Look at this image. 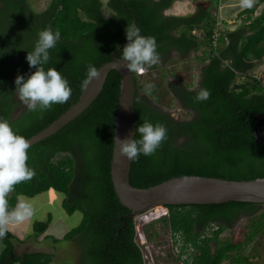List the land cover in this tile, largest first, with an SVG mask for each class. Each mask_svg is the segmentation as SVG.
Masks as SVG:
<instances>
[{
    "label": "trees",
    "instance_id": "obj_1",
    "mask_svg": "<svg viewBox=\"0 0 264 264\" xmlns=\"http://www.w3.org/2000/svg\"><path fill=\"white\" fill-rule=\"evenodd\" d=\"M263 1L256 0L253 7L239 11L238 15H245L241 25L229 30L217 27L219 0L212 5L197 3L185 15L164 14L173 0H107L112 11L107 17L102 14L101 0H47L38 9L29 0H0V118L25 138L46 126L78 98L89 64L99 66L118 47L115 55L121 58L128 43L125 29L134 22L141 35L156 39L161 62L151 67L161 66L172 53H196L203 64L196 86L171 80L164 87L189 114L183 119L160 106V95L155 101L140 95L139 90L145 88L132 72L134 139L140 138L136 130L144 118L164 124L168 131L154 155L141 154L131 161L130 184L147 187L180 174L237 180L264 177V144L253 134L257 114L262 116L259 130L264 134V73L253 74V67L264 58V8L254 14ZM46 28L59 31L60 40L49 50L50 61L43 67L59 71L68 80L72 95L66 103L33 112L18 99L15 79L20 75L26 80L35 72L26 56ZM119 82V74L111 69L88 107L30 146L27 165L35 170V177L17 184L8 196L11 209L18 195L33 196L52 188L65 194L62 206L67 213L82 212L80 223L63 235L77 240L80 255L75 263L63 264H143L134 240V217L127 215L129 209L118 200L109 172ZM201 88L211 95L197 102ZM164 207L167 215L159 220L197 249L192 264L249 263L248 254L242 252L243 242L219 237L241 214L248 215V232L242 241L264 233L262 203L230 200ZM48 222V218L35 221L33 228L41 233ZM210 224L218 226L209 236L200 237ZM0 240V264H49L52 259L51 252L17 253L10 231Z\"/></svg>",
    "mask_w": 264,
    "mask_h": 264
},
{
    "label": "clouds",
    "instance_id": "obj_2",
    "mask_svg": "<svg viewBox=\"0 0 264 264\" xmlns=\"http://www.w3.org/2000/svg\"><path fill=\"white\" fill-rule=\"evenodd\" d=\"M255 0H240V6L251 8ZM126 38L121 59L117 60L130 72L144 73L145 66H153L161 62L157 51V42L153 36H143L140 28L133 22L128 23ZM60 40L59 31L53 32L46 28L38 33V39L32 51H28L26 60L30 68H35L25 80L18 75L15 79L18 98L29 111H46L53 104L66 103L72 95V89L66 78L55 68L45 71L43 65L50 61V49H53ZM99 77V71L91 64L88 65L86 78L81 82V88ZM155 85L147 83L145 92L151 93ZM211 92L201 88L195 100L206 101ZM139 139L125 138L119 141V151L122 157L135 161L143 154L154 155L162 143L167 139V127L157 122L151 123L144 118L143 123L136 130ZM31 144L28 139L14 132L8 120L0 118V239L5 238L11 225L22 224L35 214L34 202L24 197L18 198L14 208H9L8 196L15 190V186L35 177V170L27 165L28 149Z\"/></svg>",
    "mask_w": 264,
    "mask_h": 264
},
{
    "label": "rangeland",
    "instance_id": "obj_3",
    "mask_svg": "<svg viewBox=\"0 0 264 264\" xmlns=\"http://www.w3.org/2000/svg\"><path fill=\"white\" fill-rule=\"evenodd\" d=\"M46 1L47 0H29V4L33 9H38L42 8ZM106 1L107 0H101V10L104 16H107L111 13V10L106 6ZM173 1L174 4L166 8L164 10V14L185 15L190 12L188 11L190 9L194 11L195 5L197 3H206V5H210L211 3L212 5L215 0H194L192 2L191 0ZM183 2L186 3L187 6L186 4H183ZM263 8L264 1L256 5L255 12L259 13ZM231 9L232 8L230 7V3H228L227 1L225 2L224 0H219L218 9L216 12L218 28L223 27L229 30L231 29V25L233 24H230L231 22H227V20H225V23H222L221 21L223 19L220 18V16H224L225 14L229 13ZM243 16L245 15L243 14ZM241 23L238 26H240ZM195 54L191 53L185 56H181L172 53L170 54L169 59L163 62L159 67L145 66L146 71L144 73H136L138 76V82L144 88L147 83H152L155 85V87L150 94L146 93L145 89H140L139 94H144L150 97L152 101H155L157 96L160 95L162 97L160 100V106L165 110H168L174 118L183 119L189 117V114L183 108L180 107L177 100L172 97L171 93L164 92V87L166 88L168 82L171 80H180L182 82H185L190 87L196 86V83L199 78L200 68L203 62L199 60ZM261 73H264V58L261 60L260 63L256 64L253 67V74L259 75ZM39 193L31 197H28L26 195L21 196L27 199H31L34 202L35 214L29 220L23 222L22 224H18V226H11L12 231L15 232L14 234L16 235V232H18L21 238V240H19L17 237H15V251L51 252L53 256L49 264H63L65 262L75 263L80 255V246L77 240L65 239L62 236L56 237L59 235L51 231L54 230L56 227L62 226L65 228L66 232L67 230L78 225L82 218V212L80 210H74L70 214L67 213L62 206V200L64 199L65 194L61 191L49 188L47 190L42 191L40 194ZM156 206L160 208V211L155 210ZM153 207H150L149 209L153 211L154 214H160L165 209V207L161 205H154ZM48 216H50L51 223H49L50 226L47 230V233L49 235L45 238H43V236L39 239L38 237L40 233H37L34 230L33 223L35 221L46 220ZM134 222L136 228L135 240L143 249V264H179L177 260L173 259L174 256L166 254L168 251H165V245L162 241L167 237L168 227L165 226L163 222L159 220V218L145 223L141 220L138 215H135ZM247 222L248 215L241 214L233 224V227L230 230L225 229L219 235V237L222 238L228 236L232 239H236L243 242L241 247L242 252L248 254L249 263L246 264H264V233H259L257 236H255L252 241H242L244 240L245 235L248 232V228L246 226ZM142 231L146 234V236L149 235V237L147 236V238H145L146 236L142 233ZM140 234L144 235V237ZM228 263V260H225L221 264ZM14 264L19 263L15 262Z\"/></svg>",
    "mask_w": 264,
    "mask_h": 264
},
{
    "label": "water",
    "instance_id": "obj_4",
    "mask_svg": "<svg viewBox=\"0 0 264 264\" xmlns=\"http://www.w3.org/2000/svg\"><path fill=\"white\" fill-rule=\"evenodd\" d=\"M119 49L120 47L114 49L111 52V58L96 67L99 77L94 78L86 88H82L74 102L46 126L26 137L30 144L33 145L55 133L88 107L100 93L108 72L113 69L119 74L120 82L113 121L109 172L118 200L129 209L128 216L134 217L154 205L218 203L230 200L264 204V177L237 180L216 176L180 174L147 187H136L130 184L131 161L121 156L119 141L125 138L134 139L133 99L135 85L132 72L117 61L121 59L115 55ZM261 118L262 116L257 114L253 134L264 144V134L259 130Z\"/></svg>",
    "mask_w": 264,
    "mask_h": 264
},
{
    "label": "built area",
    "instance_id": "obj_5",
    "mask_svg": "<svg viewBox=\"0 0 264 264\" xmlns=\"http://www.w3.org/2000/svg\"><path fill=\"white\" fill-rule=\"evenodd\" d=\"M193 33H195V30H192ZM217 30L214 31V36L216 37ZM147 212V213H146ZM141 220L145 223L150 222L152 220H155L159 218L161 215L166 216L167 215V209L165 207L164 211L160 214H154L153 211H151L149 208L145 211L137 214ZM216 229V225L210 224L209 227L205 228L203 233L200 237H203L205 235L209 236L211 231ZM136 230V228H135ZM167 237L166 239H163L162 242L165 245V251H168L166 254L174 256V260H177L179 264H192L193 262V256L196 254L195 246L189 242L185 241L183 236L180 232H171L169 229L167 230ZM142 233L146 236V234L142 231ZM142 235V234H140ZM144 235H142L144 237ZM147 238V236L145 237ZM135 240V235H134ZM136 244L139 246L141 253L143 252V249L140 247L138 242L135 240ZM143 257V253H142Z\"/></svg>",
    "mask_w": 264,
    "mask_h": 264
},
{
    "label": "crops",
    "instance_id": "obj_6",
    "mask_svg": "<svg viewBox=\"0 0 264 264\" xmlns=\"http://www.w3.org/2000/svg\"><path fill=\"white\" fill-rule=\"evenodd\" d=\"M192 1H194V0H191V2ZM225 2L227 1L228 3H230V7L232 8L230 11H229V13H227V14H225L224 16L222 15V16H220V18L221 19H223V21H225V20H227V22H231L230 24H233V25H231V29H234V28H236V27H238V25L242 22V17H244L242 14L241 15H238V13H239V11H241L242 9H243V7H241L240 6V0H224ZM174 4V1L172 2V4H171V6ZM183 4H186V3H184L183 2ZM229 5V4H228ZM186 6H187V4H186ZM191 8V7H190ZM187 9H188V7H187ZM192 9H190V10H188V11H190L189 13H191L192 11H191ZM111 13H112V11H111ZM111 13L109 14V15H111ZM186 13H187V11H186ZM188 14V13H187ZM254 14H258V13H256V12H254ZM109 15H107V16H109ZM179 15H181V14H179ZM104 16V15H103ZM106 15H105V17H107ZM227 17V18H226ZM237 18H240V19H237ZM229 20H231V21H229ZM237 20H241L240 22L239 21H237ZM230 29V30H231ZM41 193V192H40ZM39 193V194H40ZM22 196V194L21 195H18L17 196V202H18V198H20ZM28 197H31V196H28ZM70 214V213H69ZM48 219H49V222H48V224H47V227L45 228V230L43 231V232H41L40 234H39V239L40 238H42L43 236V238H45V237H47L49 234L47 233V230L49 229V226H50V216H48ZM50 223V224H49ZM11 226H14V227H16V226H18V225H11ZM11 226H10V228H9V231L15 236V237H17L19 240H21V238H20V234L18 233V232H16V235L14 234L15 232H13L12 231V229H11ZM68 231V230H67ZM66 231V232H67ZM51 232H53V233H57L59 236H56V237H63V235L66 233L65 232V228L64 227H62V226H59V227H56L54 230H52ZM65 232V233H64ZM55 238V237H54ZM0 245H1V248H0V251H1V249H2V243H1V240H0ZM17 253H22V252H17Z\"/></svg>",
    "mask_w": 264,
    "mask_h": 264
},
{
    "label": "flooded vegetation",
    "instance_id": "obj_7",
    "mask_svg": "<svg viewBox=\"0 0 264 264\" xmlns=\"http://www.w3.org/2000/svg\"><path fill=\"white\" fill-rule=\"evenodd\" d=\"M234 223H235V222H234ZM234 223H233V224H234ZM233 224L230 225V226H228V227H225V228L222 230V232H223L225 229H229V230H230V229L233 227ZM217 226H218V224H216V227H217ZM205 228H207V227H205ZM205 228H204V229H205ZM222 232H221V233H222ZM221 233H220V234H221ZM220 239H223V240H224V239H229L230 241L235 242V243L241 242V241H239V240L232 239L231 237H228V236H226V237H222V238L220 237ZM195 250H196V253H197V249H196V248H195Z\"/></svg>",
    "mask_w": 264,
    "mask_h": 264
},
{
    "label": "bare ground",
    "instance_id": "obj_8",
    "mask_svg": "<svg viewBox=\"0 0 264 264\" xmlns=\"http://www.w3.org/2000/svg\"><path fill=\"white\" fill-rule=\"evenodd\" d=\"M154 208V207H153ZM155 210L156 211H160V208L158 207V206H156V208H155ZM162 213V212H161ZM155 214H157V213H155ZM159 214V213H158Z\"/></svg>",
    "mask_w": 264,
    "mask_h": 264
}]
</instances>
